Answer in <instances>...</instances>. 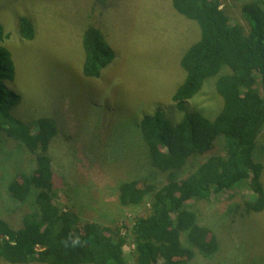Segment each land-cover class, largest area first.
<instances>
[{
  "label": "rangeland",
  "instance_id": "1",
  "mask_svg": "<svg viewBox=\"0 0 264 264\" xmlns=\"http://www.w3.org/2000/svg\"><path fill=\"white\" fill-rule=\"evenodd\" d=\"M249 1L264 8V0H222L221 8L233 22L244 24L241 6ZM21 16L34 24L32 41L19 33ZM0 24L8 35L2 43L10 50L16 70L15 78L5 85L20 96L11 115L24 124L50 118L64 135L50 149L54 203L73 211L80 222L126 229L122 250L128 264H135L129 231L135 218L149 209L150 197L141 205L124 206L119 203L118 187L132 180L141 187L165 183V174L151 164L140 119L159 111L176 124L186 112L198 110L213 120L223 106L214 86L219 74L204 82L186 102L185 111L171 101L184 79L180 60L200 38L199 24L177 14L171 0H0ZM88 24L101 30L115 52L97 78L82 71L81 39ZM226 72L224 68L219 73ZM212 148L191 158L178 177H186L211 154H226L223 136ZM253 157L263 164L264 188V130ZM33 165L34 157L26 147L1 130L0 217L14 227L24 212H37L30 196L34 190L20 203L6 187L20 173L31 172ZM249 199L250 190L243 185L211 195L207 201H189L188 210L200 225L214 231L218 241L210 256L194 249L189 264H264V210L242 216L236 210ZM180 241L189 246L186 232H181Z\"/></svg>",
  "mask_w": 264,
  "mask_h": 264
},
{
  "label": "trees",
  "instance_id": "2",
  "mask_svg": "<svg viewBox=\"0 0 264 264\" xmlns=\"http://www.w3.org/2000/svg\"><path fill=\"white\" fill-rule=\"evenodd\" d=\"M221 1L171 0L175 12L197 22L201 30L200 38L180 60L184 79L171 101L178 110L185 111L186 102L204 82L219 74L214 86L223 106L213 120L198 110L186 112L176 124L159 111L140 119L139 129L151 164L165 174V183L160 187L144 183L141 187L132 180L118 187L119 203L124 206L141 205L147 195L150 197L149 209L135 218L129 231L135 264H189L194 249L206 256L217 250L214 231L200 225L188 210L191 200L207 201L223 190L246 185L250 199L236 207L238 214L264 210L263 164L253 157L264 130V8L256 1L244 3L242 24L232 21L221 8ZM17 27L23 39H34L30 18L19 17ZM7 36L0 24V130L26 147L34 157V165L31 172L10 180L6 188L12 199L20 203L33 197L37 212H24L18 227L0 217V261L128 264L122 250L125 239L118 227L80 222L73 211L61 210L54 203L55 174L50 149L52 142L64 135L50 118L24 124L11 115L20 96L5 85L16 75L11 52L2 43ZM81 43L83 75L97 78L114 60L115 52L93 24L83 30ZM224 68L227 72L220 74ZM218 136L224 138L226 154L207 156L194 171L179 178L178 173L191 158L213 149ZM32 190L34 194L29 196ZM181 232L187 234L188 247L180 241Z\"/></svg>",
  "mask_w": 264,
  "mask_h": 264
},
{
  "label": "built area",
  "instance_id": "3",
  "mask_svg": "<svg viewBox=\"0 0 264 264\" xmlns=\"http://www.w3.org/2000/svg\"><path fill=\"white\" fill-rule=\"evenodd\" d=\"M120 233L122 234V236H124V235L126 234V229L122 228V229L120 230ZM131 246H132V245H131ZM132 248H133V246H132Z\"/></svg>",
  "mask_w": 264,
  "mask_h": 264
},
{
  "label": "bare ground",
  "instance_id": "4",
  "mask_svg": "<svg viewBox=\"0 0 264 264\" xmlns=\"http://www.w3.org/2000/svg\"><path fill=\"white\" fill-rule=\"evenodd\" d=\"M98 43H99V41H98ZM102 44V43H101ZM104 92V91H103ZM108 95V94H107ZM1 131V130H0ZM143 208V207H142ZM91 218V217H90Z\"/></svg>",
  "mask_w": 264,
  "mask_h": 264
}]
</instances>
